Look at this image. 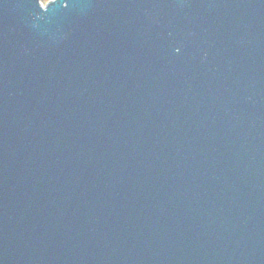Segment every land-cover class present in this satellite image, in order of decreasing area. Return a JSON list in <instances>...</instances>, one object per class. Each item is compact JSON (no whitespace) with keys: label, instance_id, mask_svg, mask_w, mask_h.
<instances>
[{"label":"water","instance_id":"obj_1","mask_svg":"<svg viewBox=\"0 0 264 264\" xmlns=\"http://www.w3.org/2000/svg\"><path fill=\"white\" fill-rule=\"evenodd\" d=\"M0 264H264V0H0Z\"/></svg>","mask_w":264,"mask_h":264},{"label":"rangeland","instance_id":"obj_2","mask_svg":"<svg viewBox=\"0 0 264 264\" xmlns=\"http://www.w3.org/2000/svg\"><path fill=\"white\" fill-rule=\"evenodd\" d=\"M41 1V3L43 4V5H46V4H48L50 1H52V0H40Z\"/></svg>","mask_w":264,"mask_h":264}]
</instances>
